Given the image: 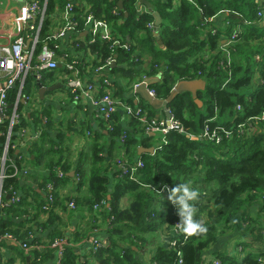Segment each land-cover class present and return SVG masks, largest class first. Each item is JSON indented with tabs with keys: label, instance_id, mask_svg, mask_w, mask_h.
I'll return each instance as SVG.
<instances>
[{
	"label": "trees",
	"instance_id": "1",
	"mask_svg": "<svg viewBox=\"0 0 264 264\" xmlns=\"http://www.w3.org/2000/svg\"><path fill=\"white\" fill-rule=\"evenodd\" d=\"M67 1L47 0V15L52 14L56 6L62 9ZM71 1L80 27L86 13L81 1H85L95 17L109 23L114 38L120 43L130 44V49L124 50L98 39L82 46L83 50L95 55L93 67L113 56L115 62L110 67V73L132 79L140 70L138 66L143 67L141 56L147 55L151 58L149 74L160 72L161 75L160 81L150 85L159 99H165L179 80L201 78L205 81V88L197 91L201 106L190 92L177 94L168 103L172 117L183 126L184 132L170 130L165 135V142L156 148L154 154H140L143 167L136 170L135 181L121 175L120 169L113 166V161L118 157L135 161L136 136L142 131L138 119L129 117L131 130H127L122 122L124 112L118 110L113 115L111 130L106 129L104 120L100 131L91 129L90 172L87 177L89 200L92 205L101 200L107 201L110 231L108 245L96 252L98 264H144L137 254L146 248L149 235L159 226L172 224L179 217L169 205L164 211L157 210V196L145 186H177L179 183H190L200 192L195 218L207 231L187 235L185 239L182 234L174 237L175 249L181 251V263L176 250L166 241L154 245L151 264H205L211 256L204 253L214 246L219 236L227 233L237 234L235 247L240 245L238 247H241L243 256L238 260L234 254L216 252L213 256L218 257L221 264H264V119L259 118L264 110V36H257L258 28L253 24L258 20L256 0H194L195 4L188 0H151L154 11L162 19L161 43L148 26L152 19L154 21L153 14L138 12L136 0H122L121 9L117 5L118 0ZM115 10L116 13L113 12ZM220 14L225 15L224 21L228 23L224 31H219L223 36L241 28L235 41L225 50L220 46L219 33L207 32L209 25ZM245 20L249 24H244ZM48 27L45 21L41 32L43 37L48 35ZM136 51H139L138 54ZM256 55L260 56V60H256ZM49 74H44L42 82ZM28 80L33 83L31 78H27L26 82ZM117 93L120 97L123 95L120 89ZM16 95L17 87L11 88L8 102L12 104ZM127 103L134 105L130 100ZM153 112L147 110L150 117H154ZM33 117L37 122L41 121L38 114ZM8 124L9 120L5 118L0 125L1 142L5 140ZM205 126L208 135H205ZM251 127L253 130L248 131ZM17 129L18 125L13 131ZM214 131L218 139L210 138ZM46 135L44 131L41 140L32 144L31 150L38 156L45 151L44 148L50 150ZM121 135H125L123 142L120 141ZM106 136L110 138L108 144L101 143L100 140ZM150 141L152 137L147 136L142 144L152 145ZM118 148L121 152L125 149L126 157L115 156L113 151ZM56 152L61 153L60 149L52 150V153ZM58 158L45 163L43 181L64 184L70 179V166L62 164L60 156ZM78 169L77 165L74 170L80 178L78 182H81ZM59 173L62 174L59 176ZM109 173L114 176L112 188L109 187ZM12 174L13 168H8L7 178L3 181L6 192L10 186L20 188L17 176ZM45 191L48 194L50 190L46 188ZM123 197H128L129 204L120 209L119 201ZM41 201L42 207L46 198ZM20 203L21 198L19 203L3 207L0 212V236L8 233L17 240L28 241L33 229L17 228V223L7 216L11 211L17 214ZM52 209L53 205L49 211ZM56 237L62 236L57 234ZM24 243L33 245L40 242ZM256 247L261 248L257 252L251 251ZM30 258L29 264H85L71 245L65 247L58 260L56 248L51 246L33 248Z\"/></svg>",
	"mask_w": 264,
	"mask_h": 264
},
{
	"label": "crops",
	"instance_id": "2",
	"mask_svg": "<svg viewBox=\"0 0 264 264\" xmlns=\"http://www.w3.org/2000/svg\"><path fill=\"white\" fill-rule=\"evenodd\" d=\"M147 1L150 2L151 0ZM23 2L24 0H0V45L10 44L19 34L24 35L25 37V33L22 31L21 22L18 19L19 7ZM150 4L152 6L151 2ZM142 6L146 7L141 0H136L137 11ZM61 11L62 9L56 6L54 12L49 15V20L47 22L49 27L47 33L56 30L60 26ZM152 11L154 12L153 6ZM225 18V15L222 14L216 16L214 22L212 21L207 29V32H212L213 34L219 33L221 41L220 46H222L224 50L229 46V35L223 36L219 31H224L226 27V21H224ZM253 24L258 28V31H256L257 36H264V22L257 20L253 22ZM160 27L161 25L159 26V38H161ZM261 32L263 33L261 34ZM85 38H89L86 31L81 34V39L84 42H86ZM25 41L27 43L29 42L28 36L25 37ZM252 43H256V40H252ZM68 48L70 47L68 46ZM70 50L80 58L84 65L87 63L84 70L81 72V76L86 78L90 77L92 72L91 69L87 71V66L92 64L94 55L88 50H83L81 45L78 49L71 48ZM138 52L139 51H136L137 54ZM257 56L258 59L256 60H260L259 55H256L255 58ZM141 61H144L143 64H141L143 67L138 66L140 70L132 79L129 78V76L127 77L116 73H110L112 83L109 91H111L113 95L120 97L117 93V90L120 89L123 94L120 99L126 102L130 100L134 104L133 106L144 107L146 111L149 109L153 110L154 117L165 118L163 108L154 109L141 97L140 94L131 89V85L140 80L144 75L147 76V79L156 78L158 81L161 80L160 72L156 75L149 74L151 71L150 57L143 55L141 56ZM60 68L62 70H58ZM79 68L81 69L82 66L80 65ZM48 73H50L48 75L49 77L47 76L43 82L41 81V84L44 87L55 86V88L52 91H47L45 98L38 104L41 105L39 111L43 114L42 119L40 122H37L35 117H33L34 115L37 117L38 112L35 114V112L31 110V114L27 116L26 111H23L24 115L21 117L23 118V125L27 127L28 138L23 142L20 140L9 154V159H15L19 146L18 153L20 152L23 156V162L20 163L19 167L22 170L26 169L27 172L26 174L21 173L16 175L20 184V188H17L16 191L21 198V203L17 208V214L11 211L7 216L17 223V228L24 229L25 227H30L33 229V232H31L28 237V241L25 240L26 242L31 243L34 240H38L43 248H45L55 239L59 238L56 237L57 234H61L64 240H66L67 245H71L75 248L76 253L85 264H98V260L93 254L92 244L93 240H99L101 242L107 241V243L110 241V231H108L109 225H107V222H109V218L107 217L108 203L106 201V206L99 209V215H97L99 218L94 220L92 218V214L94 216L92 202L89 200L90 193L88 191L87 177L90 172L92 144V133L90 134V131H100V125L103 122V119L100 117L97 108L93 105L90 99H82L79 102L71 99L70 90L66 84V75H64V67L61 61H58V67L56 69ZM95 83L96 86H99L100 81L96 80ZM34 91L37 93V87L34 88ZM22 105H26V110L31 109L28 103H23ZM22 110L23 106L20 112ZM119 111L122 110L120 109ZM129 121V117L124 114L122 122L124 125L123 127L127 130H131L129 127L130 125H128ZM82 123L85 124L82 125ZM44 131L47 134L46 137H44L50 142L51 146L50 150L49 148H44L45 151L38 156L37 152L31 150L32 144L38 143L41 140ZM152 135L153 134L146 135L141 131V133L136 136L138 138V144L136 145L135 156L133 157L134 160H138L140 154H142H138L139 147L149 148L155 146L153 140L150 141L152 145L142 144V141L146 139L147 136H151L152 139L160 137L158 135ZM16 138L17 137H14L13 139ZM109 140L110 138L106 136L101 139L100 142L108 144ZM53 149H60L61 153H52ZM113 153H115V156L120 154L119 156L126 157L125 149L121 152L118 148V150L113 151ZM58 156L62 159V164H68L70 166V173L74 172V175H70V179L64 184H62V182L55 183L54 181H43V177L46 175L45 163L49 160L59 159ZM6 162L9 163L8 160ZM77 165L79 168L78 171L81 173L83 180L81 182H77V179H75L77 173L74 168ZM57 170L59 169L57 168ZM109 175V187L112 188L114 184V176L111 173H109ZM55 184L57 185L55 186ZM49 185L52 187L49 192L54 196L52 204L53 209L50 211V208L43 210V207H41V200L43 198L44 200L45 198L47 199L45 189H48ZM11 189H13V186H10L7 192L3 190L2 181L0 197L2 202H5L10 198L9 192ZM72 199L75 200V203L77 204L76 209L68 208V202ZM128 200V197H123L119 201L120 209H125L128 206ZM156 204L162 211L169 207L163 200H158ZM2 210L3 208L0 209V212ZM164 232L165 231L162 228L159 230V233L156 232L159 237L156 238L152 236L151 239H149V242L146 243V249H142L137 254L144 264H151L150 255L152 247L158 243L165 242V239L162 237ZM236 235L237 234L234 233H227L219 236L214 246H212L208 252L230 253L234 254L238 260H241L243 253L242 251H238L235 247ZM25 241H9L8 239H1L0 264H29L31 260L30 253L33 248L30 250L25 249L22 246V243ZM241 241L242 240L239 242ZM260 248L261 247H256L251 249V251L257 252ZM213 255L215 254L206 256H211L210 258H213ZM56 260H58V255H56Z\"/></svg>",
	"mask_w": 264,
	"mask_h": 264
},
{
	"label": "built area",
	"instance_id": "3",
	"mask_svg": "<svg viewBox=\"0 0 264 264\" xmlns=\"http://www.w3.org/2000/svg\"><path fill=\"white\" fill-rule=\"evenodd\" d=\"M190 3L195 4L193 0H189ZM46 3L47 0H24L23 4L19 7L18 19L21 22L22 31L25 33V37H29V42L25 41L24 35H17L14 40L8 45H0V125L3 123L4 119L9 120L8 130L5 135V140L0 141V197L2 191V181L7 178V168H13V174H26V169H21L19 167L20 163L23 162V156L19 151V146L17 149V154L15 159H9L10 152L16 147V144L20 140L22 142L28 138L27 127L20 125L21 115L20 112L23 103H27L30 96L25 95L24 88L27 78H31L32 88H36V84L42 83V79L45 73L53 71L58 67V61H61L67 79V85L70 90L71 99L73 101L79 102L82 99H90L93 105L97 108L100 117L104 120L106 124V129L111 130L113 128V115L118 110H122L127 117H136L141 123V130L144 134L158 135L161 138V144L165 142L164 138L166 133L170 130H177L179 132H184L183 126L175 120L170 112L169 118H158L150 117L144 107L132 106L126 101L120 99V97L113 95L110 90L111 86V76L110 67L115 62L113 56L105 59L103 63L93 67L89 64L87 71L91 69L92 74L90 77H82L81 72L84 70L85 65L80 60V58L71 52V48L78 49L79 46H86L89 42L96 40L110 42L111 46L118 45L124 50L130 49V44L127 42H122L117 38L113 37V31L109 23L102 18H97L94 16L93 12L90 11V5L85 1H81V5H84L85 14L83 16V24L80 27L79 21L75 17L74 4L71 0H68L61 11V24L60 26L51 32H48L47 36L43 37L41 35L42 27L45 21L48 22L49 15L46 13ZM257 10L256 17L258 21L264 22V0H256ZM89 5V7H88ZM86 6V8H85ZM139 12H148L153 14L152 10H148L147 7H140ZM114 13L117 10L113 11ZM244 24H249L247 20ZM226 25L228 23L226 22ZM148 26L152 28L154 32V21H150ZM241 28H235L232 30L228 37V44H232L237 36V32H240ZM86 31L88 34L87 38L89 41L84 42L81 39L82 32ZM214 32V31H213ZM68 46L70 48H68ZM94 55V54H93ZM95 58V55H94ZM258 59V56L256 57ZM82 66L80 69L79 66ZM147 79V76H142L140 80L134 82L131 85V89L135 90L142 82ZM99 80V86H96L95 81ZM17 87V95L15 101L11 104L8 102V94L10 89ZM148 93L152 97H156V92L154 89L150 88L146 84ZM21 103V105H19ZM27 116L31 114V109L26 110ZM260 119H264V110H262ZM30 119V118H29ZM32 121V120H31ZM18 125V130L13 131L14 127ZM253 130L251 127L248 131ZM243 131V130H242ZM205 135H208L207 126L204 129ZM228 135V132H227ZM2 136V131L0 130V137ZM125 135H121L120 141L123 142ZM17 137L16 139H13ZM205 137V136H204ZM211 139H218L217 132H213L210 135ZM159 144L156 148L161 146ZM155 148V150H156ZM9 161L7 163L6 161ZM7 163V164H6ZM113 166L120 169L121 175H127L131 180L135 181V172L138 168L143 167V162L141 160H135L133 162L128 161L126 158L118 157L113 161ZM62 173H59L60 176ZM77 182L80 179L76 176ZM175 187V185L163 184L156 186L154 184L146 185L145 188L153 192L158 200L165 201L174 212L176 208L168 200V190ZM51 190V185L48 186ZM161 194V197L159 195ZM10 198L8 202H2L0 198V209L7 204H16L20 201V196L16 189H11L9 192ZM54 196L51 192L47 194L46 203L42 206L43 210H47L53 204ZM106 206V200H101L92 205V218L98 219L99 209ZM69 209H76L77 204L75 201L69 200ZM180 217L175 220L172 224L165 223L162 229L165 231L163 233V238L169 246L174 249L177 246L176 239L178 235H183L184 239L187 235L180 230L178 227ZM1 239H8L9 241H18L11 234H4L0 236ZM94 251L101 247H106L108 245L107 241L93 240ZM22 246L30 250L32 248L43 247L41 243H35L29 245L27 243H22ZM48 246L56 248V255L61 257L63 255L64 249L67 246L66 240L63 237H59L51 242ZM47 247V246H46ZM176 254L179 256L178 262L181 263V251L175 249ZM238 251H242L241 247H238ZM205 264H221L218 257H213L205 262Z\"/></svg>",
	"mask_w": 264,
	"mask_h": 264
},
{
	"label": "water",
	"instance_id": "4",
	"mask_svg": "<svg viewBox=\"0 0 264 264\" xmlns=\"http://www.w3.org/2000/svg\"><path fill=\"white\" fill-rule=\"evenodd\" d=\"M148 9L152 10V6L150 4L149 1L147 0H141ZM118 6L119 8L122 7V0H118ZM153 15L155 16V21H154V35L158 38L159 43L160 42V38H159V26L162 23V19L159 15V13L157 11L153 12ZM114 64V63H113ZM112 64V65H113ZM60 66V65H59ZM114 66V65H113ZM158 80L155 79H146L144 82H142L138 87L135 88V92H137L138 94L141 95V97L146 100L149 105L151 107H153L154 109H158V108H163L164 109V113H165V117L169 118L170 117V110L167 107L168 103H170L177 94H180L182 92H190L192 98L195 100L196 103H198V105H201V101L197 98V91L198 90H202L205 87V81L201 78L199 79H193V80H179L177 81L171 92L169 93V95L165 98V99H159V98H155L152 97L147 90L146 84L147 85H151L153 83H156ZM37 87V93L36 95L38 96L39 100H43L45 98V94L47 91H52L54 90L55 86H51V87H44L41 83H37L36 84ZM40 103V102H39ZM42 112L38 111V116L39 118L42 119ZM61 121V120H59ZM153 136V135H152ZM192 139H195L194 137H191ZM155 146H151L149 148H138V154L140 153H150V154H154L155 153ZM69 175H74V172L69 173ZM8 197V195H7ZM205 255H210V254H215V252H208V250L204 253Z\"/></svg>",
	"mask_w": 264,
	"mask_h": 264
},
{
	"label": "clouds",
	"instance_id": "5",
	"mask_svg": "<svg viewBox=\"0 0 264 264\" xmlns=\"http://www.w3.org/2000/svg\"><path fill=\"white\" fill-rule=\"evenodd\" d=\"M160 197L161 194L159 193ZM200 197V192L190 183H179L168 190L167 200L174 205L180 217L178 227L188 236L205 233L207 228L197 220L198 209L196 202Z\"/></svg>",
	"mask_w": 264,
	"mask_h": 264
},
{
	"label": "rangeland",
	"instance_id": "6",
	"mask_svg": "<svg viewBox=\"0 0 264 264\" xmlns=\"http://www.w3.org/2000/svg\"><path fill=\"white\" fill-rule=\"evenodd\" d=\"M25 95H28V96H30V99H29V101L27 102L29 105H30V108H31V110L32 111H34L35 112V114L41 109V105H38L39 104V102H41L40 100H39V98H38V96L36 95V92L34 91V89L32 88V86H31V84L29 83V80L26 82V84H25V88H24V92H23ZM23 106V110L21 111V112H18L19 113V115H21V116H23L24 114H23V111H26V105H22ZM20 120H21V123H20V125H23V118L21 117L20 118ZM25 126V125H24ZM18 130V129H17ZM17 130H15V131H17ZM153 140V143L155 144V147L156 146H158L159 144H161V138L159 137V138H155V139H152ZM83 179H84V177H83ZM155 206H156V209L157 210H159V207L157 206V204L155 203ZM162 228V225L161 226H159L158 228H157V230H155L153 233H152V235H149V239H151V237L153 236V237H159V235L156 233V232H158L159 233V230ZM155 235V236H154ZM242 244V243H241ZM237 246V248H238V246H239V244H236ZM243 245V244H242ZM101 248H105V247H101ZM100 249V248H99ZM146 249V248H145ZM144 249V250H145ZM238 250V249H237ZM97 251H99V250H96V251H94L93 250V254H94V256L96 255V252Z\"/></svg>",
	"mask_w": 264,
	"mask_h": 264
},
{
	"label": "bare ground",
	"instance_id": "7",
	"mask_svg": "<svg viewBox=\"0 0 264 264\" xmlns=\"http://www.w3.org/2000/svg\"><path fill=\"white\" fill-rule=\"evenodd\" d=\"M89 60V59H88Z\"/></svg>",
	"mask_w": 264,
	"mask_h": 264
}]
</instances>
